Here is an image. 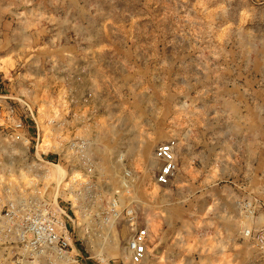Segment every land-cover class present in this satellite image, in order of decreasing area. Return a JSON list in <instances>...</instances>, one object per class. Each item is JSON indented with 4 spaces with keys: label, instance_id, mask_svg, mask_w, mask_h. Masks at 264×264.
<instances>
[{
    "label": "rangeland",
    "instance_id": "rangeland-1",
    "mask_svg": "<svg viewBox=\"0 0 264 264\" xmlns=\"http://www.w3.org/2000/svg\"><path fill=\"white\" fill-rule=\"evenodd\" d=\"M0 4L4 48L19 22L36 39L38 31L57 22L55 16L66 33L96 35L97 52L82 63L47 56L43 67L99 66L91 71L99 93L92 88L93 103L83 106L98 110L92 153L108 178L94 180V191H113L124 165L134 178L112 226H103L96 238L107 256L118 264H264V254L244 231L264 224V0ZM30 42L21 41L26 53ZM26 55L19 59L28 61ZM22 81L28 97L33 80ZM34 106L41 116L48 111L44 104ZM169 138L177 141V170L160 184L153 150ZM87 202L101 214L92 222L98 226L106 201ZM127 205L136 222L150 229L148 254L140 263L130 261L126 247L132 232ZM78 245L83 264H101L85 239Z\"/></svg>",
    "mask_w": 264,
    "mask_h": 264
},
{
    "label": "built area",
    "instance_id": "built-area-1",
    "mask_svg": "<svg viewBox=\"0 0 264 264\" xmlns=\"http://www.w3.org/2000/svg\"><path fill=\"white\" fill-rule=\"evenodd\" d=\"M47 70L64 93L42 116L24 94L14 97L16 103H0V264H83L79 239H85L94 250L91 256L101 264H118L96 238L120 213L134 179L132 171L124 165L113 191H94V180L108 179L92 153L99 115L94 106L83 109L93 103L91 83L80 96L74 87L92 73L85 66L73 69L65 64H49ZM54 104L63 105L55 109ZM176 144L169 138L154 147L157 183H167L177 170ZM118 159L123 161V152ZM97 199L106 201L98 226L92 222L101 214L87 202ZM133 211L125 207L132 230L126 247L130 261L140 263L148 254L150 229L136 222ZM244 231L264 254V224Z\"/></svg>",
    "mask_w": 264,
    "mask_h": 264
},
{
    "label": "crops",
    "instance_id": "crops-1",
    "mask_svg": "<svg viewBox=\"0 0 264 264\" xmlns=\"http://www.w3.org/2000/svg\"><path fill=\"white\" fill-rule=\"evenodd\" d=\"M37 1V0H35ZM14 6V4H12ZM55 6V5H54ZM2 7V4H0ZM57 9V7H54ZM15 13V11H13ZM60 15V14H59ZM2 19V18H1ZM57 19V20H56ZM3 20V19H2ZM55 24L52 23V28L50 26L47 28H42L35 35L36 39H33L31 32H26L23 27H20V22L18 23L17 29L11 33V45L4 48L3 43V25L0 24V103H16V96L23 94V79L30 78L34 83V88L32 93H28V99L34 104H44L48 110L52 107L49 105L54 99L57 100L61 98L62 93H64V88L60 81L56 82L53 80L54 75L49 73L45 67H43V60L47 56H61L69 57L74 62L82 63L86 58L85 56H93L96 54V49L93 48V39L96 37L94 33H82L72 31L66 33L62 30L60 26V16L54 17ZM1 22V21H0ZM60 26V27H58ZM59 30H57L58 28ZM48 30L50 32H48ZM35 38V36H34ZM69 38V39H67ZM28 39L33 41L27 46L30 50L28 53L25 51V44H21V41ZM71 40V42H68ZM22 46V47H21ZM24 48V51H23ZM22 55L27 56L28 61H22L19 57ZM7 57V58H5ZM70 60V59H69ZM94 63V58L91 59ZM91 67V71H99V66L88 63ZM20 65H23L21 68ZM76 64L71 65V68L76 69ZM98 79H95L92 75L91 78H84V83H74L75 94L80 96L89 86L87 84L93 81L90 88H95L96 92L99 93ZM253 201L255 204V196H253ZM255 209V206H254Z\"/></svg>",
    "mask_w": 264,
    "mask_h": 264
},
{
    "label": "bare ground",
    "instance_id": "bare-ground-1",
    "mask_svg": "<svg viewBox=\"0 0 264 264\" xmlns=\"http://www.w3.org/2000/svg\"><path fill=\"white\" fill-rule=\"evenodd\" d=\"M60 169V168H59ZM62 171V170H61Z\"/></svg>",
    "mask_w": 264,
    "mask_h": 264
}]
</instances>
